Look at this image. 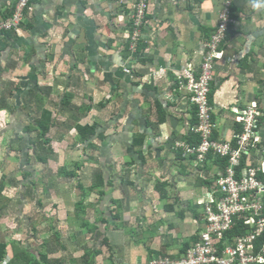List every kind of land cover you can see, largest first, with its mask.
Here are the masks:
<instances>
[{
    "label": "crops",
    "instance_id": "obj_1",
    "mask_svg": "<svg viewBox=\"0 0 264 264\" xmlns=\"http://www.w3.org/2000/svg\"><path fill=\"white\" fill-rule=\"evenodd\" d=\"M16 1L0 0V18L10 14ZM132 1L36 0L19 29L0 37V121L6 118V125L0 129L3 174L8 175L7 171L15 169L16 162L24 157L23 152L11 151L27 146L17 138L23 134L19 121L26 123L29 118L19 113L22 108L17 102L24 100L18 95L20 87H30L29 114L38 108V102H46L51 96H60V102L69 93L76 100L83 98L82 102L96 100L92 101L97 104L91 109L95 110L93 119L99 122L106 138H95V143L100 151L108 152L99 157V162L105 161L104 165L111 167H107L112 179L108 195L113 199L105 201L108 199L100 195L92 199V194L88 199L93 205L99 204L93 221H89L107 231L111 244L102 247L96 264H149L153 258L185 254L202 228V201L216 174L220 177L223 172L211 152L208 155L213 157L200 165L195 163L194 155L173 149L176 140L188 139L190 144H197L194 137H188L189 126L198 122L196 108L178 79L188 67L198 70L203 42L217 24L221 0H152L138 54L125 47L131 35ZM229 26L230 33L219 45L210 93L212 136L224 141L234 140L238 124L242 129L239 111L249 104L258 106L264 116V0H234ZM101 102L107 105L99 107ZM62 110L68 112L65 106ZM7 132L13 139L4 142ZM139 134L144 136V166L138 160L131 162V154L136 155L129 145ZM64 135L56 140L58 145ZM63 149L60 147L55 155L62 157ZM52 159L47 164L39 163L50 168L54 165H50ZM23 166L20 163L15 172L20 173ZM41 172L44 169L40 171L36 165L34 173ZM210 180L213 183L208 186ZM7 183L4 193L9 196L13 190L8 186L12 183ZM64 202L65 206L70 204L69 199ZM21 206L25 213L28 204ZM57 207V211L61 209V205ZM107 210L110 212L104 216ZM65 214L70 217L71 213ZM6 217L3 210L0 240L26 246L27 240L20 239L19 234L22 224H15L11 237ZM103 217L109 222L102 223ZM61 225L70 230L65 237L61 235L68 249L63 252L78 258L77 263L69 257L70 261L61 258L63 264H81L83 250H79L81 245L75 239L79 234L73 230L86 229L73 220ZM35 235L29 238L36 239ZM8 248L10 257L12 246Z\"/></svg>",
    "mask_w": 264,
    "mask_h": 264
},
{
    "label": "built area",
    "instance_id": "obj_2",
    "mask_svg": "<svg viewBox=\"0 0 264 264\" xmlns=\"http://www.w3.org/2000/svg\"><path fill=\"white\" fill-rule=\"evenodd\" d=\"M34 0H17L12 12L0 18V37L4 30L19 29L27 10ZM125 3L129 0H115ZM152 0H133L131 12L132 32L129 50L135 52L142 36L143 26ZM172 1V0H171ZM186 3L188 0H173ZM234 0H221L222 8L214 32L203 42L204 54L197 71L184 69L179 86L185 87L196 108L198 122L188 132L198 137L197 144L188 139L176 140L173 149H181L186 156L194 155L197 164H203L209 152L215 157L227 158L228 164L216 186L202 201V228L199 238L191 243L185 254L172 258H153L149 264H264V242L258 252L255 243L264 234V127L258 117L259 110L249 104L241 109L239 121L242 129L233 141L212 136L211 86L219 45L226 39L231 22ZM246 228L241 234L227 231L237 225Z\"/></svg>",
    "mask_w": 264,
    "mask_h": 264
},
{
    "label": "trees",
    "instance_id": "obj_3",
    "mask_svg": "<svg viewBox=\"0 0 264 264\" xmlns=\"http://www.w3.org/2000/svg\"><path fill=\"white\" fill-rule=\"evenodd\" d=\"M35 1L36 0H34L33 3ZM13 31H15V29H13ZM11 32L12 30H4L1 35L3 34L10 35ZM131 32H132V25H131ZM229 33L230 32L228 30L227 35ZM125 47L127 50H129V45L126 44ZM138 53H141L140 46L137 47L136 51L134 52V54H138ZM29 91H30L29 85H27L23 89L22 87H20L18 90V95L19 94L22 95L23 96L22 98L24 99L25 95L30 94ZM72 97L73 96L70 93L65 94L63 96L62 102L64 103V106H68L71 103ZM106 105H107L106 102H101L100 104H98L99 107H104ZM29 106L30 104L26 102H22L21 103L22 112H19L23 117L25 115L29 117L26 123L23 122V120H20L18 123L19 124L18 126L22 127L23 134L21 136H17V138L20 137L19 139H23L24 144L27 143L26 148L23 149L24 161L30 162V159L34 155L35 156L34 158H36V160H38L41 163L47 164L49 158L51 157L50 154L55 153L60 147H62L60 143L58 145L56 140L63 133L66 134V131L68 129L69 130L73 129L75 140L77 141L83 153L82 158L81 159L76 158V160L70 163L73 166L72 168L69 167L68 164H65V162L62 163L57 168V175L64 177H75L78 174V170H80L83 167L86 159L92 157V154H87L86 150L91 149L94 150V152L100 151L99 145L95 143V138H99L101 141H103L106 138L103 131H101L99 128V122L96 120H93L92 123L89 121H80V120L78 121L79 118L77 119L75 118L70 120V123L68 125L65 123L64 126L60 118H55L54 116L55 114L50 108L40 107L37 108V110H35L36 112L35 114H29L28 112H30L29 110L31 109V107ZM93 106L94 105L91 100L89 103H87L86 101L82 102L81 113L79 114V117H82V115L84 116L86 113H88L93 108ZM15 108L16 106L14 107V109ZM258 117L260 119L262 126H264V116L260 115L259 112ZM236 129L237 132H239L241 130V125L238 124ZM188 135H189L188 137L195 138L193 140L195 143L198 142V137H196L195 134L188 133ZM143 142H144L143 135L141 134L134 135L129 147L131 148V152L136 155L134 157L133 154H131L132 155L131 162H136L138 160L141 161L140 163H142L144 166L145 154L144 152H142ZM41 149H45L48 154L42 152ZM31 153H33V155H31ZM208 157H213V156L211 154L208 155ZM214 161L219 165L220 172L223 171L226 165L228 164L227 158L216 157ZM7 177L8 176L5 174H2L0 177V218L3 215L4 208L7 207V205L10 203L12 199L10 196L4 193L6 184H8L7 182L12 183L10 178ZM11 178H13V176H11ZM218 178H219V173L216 174V180ZM111 180L112 179L110 178V173H108L107 167L104 166L102 170L96 171L93 177L87 180L79 179L76 184V188L75 186L73 187L76 193L78 192L77 195H79V199L73 201L74 206L76 207V212L74 213V217L72 218V220L75 225H77L80 228H85L87 231V234H83L79 236L76 235L75 238L77 243L82 246V250H83L82 256L80 257L81 264H96L95 259L97 255L101 253L102 247L105 245L111 246L109 242V236L107 235V231L100 228V226H98L97 223L90 222L88 217L84 216L86 201H88L89 196L92 193H97L100 196L106 197L108 199L106 201H110V200L113 201L112 197L108 195V190H107V187H110ZM216 180L214 181V183L210 180L208 182V186H210L213 183L211 185V188H214L216 186ZM109 212L110 211L108 210L107 212H104V216L108 215ZM44 219L45 216H41L37 220H31V218H29V222L31 221L30 224L33 229H37V225L42 223ZM100 221L102 223L109 222V220L104 217ZM51 228H54L53 225ZM245 231L246 228H243V226L238 224L233 229L227 231L226 234L238 235L244 233ZM62 240L63 239H61V233L58 230H54L52 237H46L45 239H43L41 247L45 248V251L42 250L32 251L29 250V248H27L26 246L21 247L20 246L21 244H19V242L17 241L6 242L0 240V264H63L64 263L63 257L56 258L57 256L51 257V255L48 254L50 251L57 249L60 251L66 250L67 246L62 242ZM88 241L90 242L88 243ZM263 242H264V234L261 237H259L258 241L255 243V250H254L255 252H258L260 250ZM9 244L12 246V254L10 257H8ZM73 257L74 256L72 255L69 257V259L71 258V262L73 260L75 261V263H77L78 258L74 259ZM69 259L67 257L68 261H70Z\"/></svg>",
    "mask_w": 264,
    "mask_h": 264
},
{
    "label": "rangeland",
    "instance_id": "obj_4",
    "mask_svg": "<svg viewBox=\"0 0 264 264\" xmlns=\"http://www.w3.org/2000/svg\"><path fill=\"white\" fill-rule=\"evenodd\" d=\"M71 89L74 90V88L72 87ZM28 95H25L27 97L24 98V100L18 101L17 104L21 106V103L23 101L28 104H31L30 97H28ZM52 98H55L54 101L51 100ZM59 98L60 96L59 97L51 96L46 102H43V103L38 102L37 107L38 108L44 107V108H50V109L53 108V110H55V115H54L55 118L56 117L60 118L62 121H64V123L68 125L70 123V120L77 118L79 114L81 113V103L84 100L83 98L76 100V96H73L71 98V103L68 106H65L66 109L68 110L67 112L66 110H62L64 103L60 102ZM94 99H92V101H96ZM95 104L96 103H94V105ZM253 105L255 106V104ZM255 107H258V106H255ZM31 112L32 114L36 113L34 109L31 110ZM85 115L88 117V121L92 123L94 120L93 118L95 116V110L93 111L90 110ZM6 117L9 119V116H6ZM84 117L82 115V118L79 117L78 121L79 120L84 121L85 119ZM5 119L0 121V129H2V127L6 125ZM72 132H74L73 129L71 130L68 129L66 131V134L62 137L63 141L60 143L61 146L64 148L62 151L63 152L62 157H59L60 154H58L57 156L55 155V153L50 154L51 158H53L52 159L53 163H51L50 165L54 164L52 167L49 168L48 166H44L40 164L39 161L36 160V158H34L35 156L33 155V153H31L33 155L31 158V162H25L24 157H22V160L19 159V161H17L16 164L14 165L15 169H11V171L9 170L7 171V174H8L7 178H11L12 174L20 166V163L22 164L23 162V165H25L23 166V169L20 167L21 168L20 173L18 171L14 173L15 176H13L12 179L15 180V183L13 182L12 184H10L11 186L10 185L8 186L10 190H13L12 194L9 193V196L12 199L10 203L8 204L7 208L6 209L4 208V212H5V215L7 216L5 218L6 220L5 225L7 227L9 226L8 227L9 232L7 230L6 232H8L9 235H11V237H13L14 234L12 233L15 230V224L16 225L22 224L23 230L22 232L19 233L22 235L20 239L22 240L26 239L28 241V242L26 241V247L29 248V250L45 251V248L41 247L43 239H45L47 236L52 237L54 230H58L61 233L62 237H65L68 234V232H70V230L66 229L65 225L63 226L61 225V223L65 220H68V221L72 220V218L74 217V213L76 212V207L74 206V202L72 201H76L79 199V195L77 196L78 192L76 193L73 187L75 186L76 188V184L79 179L87 180L93 177L94 173L98 170H102L104 166L111 169L109 164L106 163L104 165L105 161L103 162L101 161L103 164L99 162V157H101L103 153L104 154L108 153L105 149L101 151H95V152L94 150L87 149L86 150L87 154H92V157H89V158L86 157L87 159L85 158L86 161L83 167L80 170H78V174L75 177L58 176L57 168L62 164V162H65V164H68L69 167L72 168L73 166L70 163L76 160V158H80V159L82 158L83 153L77 141L75 140L74 134ZM10 134L11 132L10 133L7 132L5 134L4 142H9L10 140L13 139L12 137H10ZM58 142L59 141H57V143ZM41 150L42 152L47 153L45 149H41ZM18 152L22 153L23 150L20 148H17V150L11 151V153H15V154ZM1 153L2 151L0 149V154ZM36 165L40 171L44 169V173L41 172L40 175H36L34 173V167ZM0 173L3 174L1 170H0ZM110 177H111V174H110ZM21 182H22L23 188H21ZM13 185H15L16 187H13ZM16 190L18 191L14 195V192ZM107 190H109V187H107ZM97 196H98L97 193H92L91 198L93 199ZM67 199H69L70 204H67L65 206L64 200H67ZM60 201L62 203H60ZM92 201L93 200L86 201L84 216L88 217L89 220L93 221V218L95 216V208H99V204L94 203L93 205ZM26 203L28 204V207H27V211L24 213V211L21 209L22 207L21 204L25 206ZM57 205L58 206L61 205L60 207L61 209L58 210L60 211V213H58L57 211L58 209ZM91 206H93L94 208ZM66 212L71 213L70 217H68V215L65 214ZM43 215H45L46 218L43 220L42 224H38L37 229H33V228L31 229V224H30L31 221L29 222V218H31V220H37ZM18 221L20 223H18ZM55 222H58V223L56 225H53ZM52 225L54 228H51ZM68 225H70V223H68ZM63 230H66V231H63ZM73 232L74 233L77 232L76 234H79V235L87 234V231L83 229L73 230ZM33 234H36L35 235L36 239L29 238ZM80 249H82V246H79V250ZM57 250L50 251L48 254H50L51 256L58 255L59 257H63L66 260L67 255H69V253L67 254V253H64L63 251H60V250L57 251ZM70 252H74V251L70 250ZM67 264H69V262Z\"/></svg>",
    "mask_w": 264,
    "mask_h": 264
},
{
    "label": "clouds",
    "instance_id": "obj_5",
    "mask_svg": "<svg viewBox=\"0 0 264 264\" xmlns=\"http://www.w3.org/2000/svg\"><path fill=\"white\" fill-rule=\"evenodd\" d=\"M195 71V70H194ZM212 87V86H211Z\"/></svg>",
    "mask_w": 264,
    "mask_h": 264
}]
</instances>
